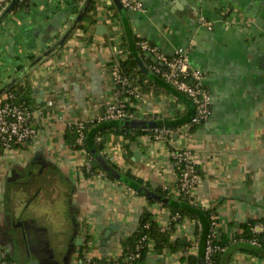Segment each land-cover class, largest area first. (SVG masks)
<instances>
[{"label": "crops", "instance_id": "crops-1", "mask_svg": "<svg viewBox=\"0 0 264 264\" xmlns=\"http://www.w3.org/2000/svg\"><path fill=\"white\" fill-rule=\"evenodd\" d=\"M140 1L143 9L132 11L114 0H30L0 20V90L28 85L35 129L24 145L0 148V252L14 264H81L85 254L117 264L121 242L144 210L169 228L173 211L164 202L178 199L173 147L190 149L201 181L191 203L179 200L201 217L178 206L195 217L176 220L172 247L158 252L151 244L143 264H198L208 231L204 211L215 215L224 240L217 264H264L240 237L250 220L264 222V0ZM90 2L93 22L79 20L59 43ZM138 40L168 55L185 49L211 92L206 121L189 125L192 101L149 70ZM125 61L139 92L129 123L138 122L141 133L132 140L91 122L116 99L112 62L123 71ZM76 122L88 124L90 152L76 143L69 127ZM163 125L182 131L156 140L151 129ZM87 152L101 169L87 171Z\"/></svg>", "mask_w": 264, "mask_h": 264}, {"label": "built area", "instance_id": "built-area-1", "mask_svg": "<svg viewBox=\"0 0 264 264\" xmlns=\"http://www.w3.org/2000/svg\"><path fill=\"white\" fill-rule=\"evenodd\" d=\"M10 0H0V9L3 8ZM30 0H23L28 3ZM81 2L82 0H78ZM123 8L132 11L143 9L140 0H119ZM201 22L204 20L201 19ZM207 28H211L206 24ZM139 51L149 58V70L157 74L165 83L169 84L175 90L185 94L193 103L194 111L189 119V125L200 124L206 121L211 113V92L202 85V72L194 69L189 64V60L184 48L179 47L171 55L161 52L155 45H152L146 40H138L136 42ZM111 80L115 87L116 99L106 105L101 112L91 122H106V121H121L125 118L137 117L134 108L133 100L139 98V92L134 87L129 77L123 73L120 64L112 62L111 65ZM33 115L29 106L22 103H16L11 93L3 92L0 95V148L8 150L14 146L24 145L29 141L35 132L32 122ZM86 122H76L69 124L76 134V143L83 145L85 141ZM152 130V136L159 141H167L168 136L179 134L182 128L179 126H160ZM170 158L173 161L175 187L177 198H185L189 200L192 189L201 181V177L192 158L190 149L188 148H170L168 149ZM87 160L85 167L90 171L91 162L89 153L87 152ZM100 175L103 172L99 173ZM190 201V200H189ZM191 203V201L189 202ZM182 215L179 212H174L169 217V223L181 219ZM211 233L206 241V246L203 255V264H212V254L221 250L222 246L212 242L214 237L218 238L216 231V217L213 213L210 215ZM168 223V224H169ZM148 224H145V227ZM163 227V226H161ZM252 232L257 233L264 231V222L260 221L250 226ZM253 244L256 241H252ZM150 246L151 240L142 236L136 245V251L129 254L127 257L128 264H133L132 261L139 256V250L144 245ZM193 249L197 247V239L192 242ZM96 259L83 255L81 264H96ZM0 264H14L9 260L7 255L0 252Z\"/></svg>", "mask_w": 264, "mask_h": 264}, {"label": "trees", "instance_id": "trees-1", "mask_svg": "<svg viewBox=\"0 0 264 264\" xmlns=\"http://www.w3.org/2000/svg\"><path fill=\"white\" fill-rule=\"evenodd\" d=\"M74 1H76V0H74ZM23 4H24L23 0H17L13 8L15 9L16 7L21 6ZM91 9H93L92 2H90L86 6L85 11H84L85 13H82V15L80 17V21L89 20L90 22H93V19L89 18L86 14ZM126 64L127 63L125 61L122 65L123 66V72L129 78H131L132 75L130 73L131 72L130 69H131L132 65H126ZM4 92L11 93L13 95V99L16 103H22V104L29 106L31 108L30 91H29V87L27 84H18V83L14 84L13 86L5 89ZM130 119L131 118H125L124 120H121L112 126H110L108 124L109 123V121H108V122H105L104 125H102L101 127L97 128L95 130L102 131L103 129L105 130L108 128L112 132H114L115 134H122L125 137H127L128 139L132 140L135 135L141 133V128H139L138 124H136V123H138L136 121L134 124H130L129 122L132 121ZM96 132L97 131H95L93 135H95ZM130 132H131V134H130ZM93 146L97 150H100V148H101L99 144H96V142H93ZM84 147L86 148V150L88 152H90V147L87 145V142H84ZM91 160H92V162H91L90 172H94L98 168L101 169V167L94 161L93 157ZM107 175L110 178H113V176L110 175L109 173H107ZM138 185H139V183H138ZM137 186H133V188L136 191H138ZM156 191H158V190H156ZM181 199H183V198H181ZM147 200H148V202L153 203L155 201V198L147 197ZM178 202H180L179 198L175 199V200L168 198V200L165 201L164 204L171 207L173 213L177 211L182 216L187 215L190 217H195L194 215L184 211L183 209H179ZM203 213L205 214V216L208 220V231H207V236H206V241H207L209 238L208 235L211 233V220H210L211 212L204 211ZM260 221L250 220L249 222L244 224L243 225V231H242V234L240 235V237L242 238V240H244L247 244H249L253 248L254 253H256L257 255H264V231H259L257 233H254L250 229V226H252V225H254ZM145 224H148V225L145 227ZM174 225H175V221L171 222L169 228H161L156 223V221L153 219L151 213L147 210H144L139 216V221H138L136 230L131 235H129L127 238L122 240V242H121L122 254L119 257L117 264H128L127 257L129 256V254L134 253L136 251V245L138 243V240L142 236H145L146 239L152 241V243H153L152 248L155 251L159 252L165 247H172V243L170 241V233L172 232ZM253 240L256 241V243L253 244V242H252ZM212 242L219 244L220 246L224 245V243H223L224 240L222 238L214 237L212 239ZM148 247L149 246L145 244L144 247L139 250V256L132 261L133 264H143L144 257L146 255L148 249H149ZM220 255H221V250H218L214 254H212V264L218 263V257ZM191 262L195 264L194 259H191ZM96 264H105V263H104V261L97 260Z\"/></svg>", "mask_w": 264, "mask_h": 264}, {"label": "water", "instance_id": "water-1", "mask_svg": "<svg viewBox=\"0 0 264 264\" xmlns=\"http://www.w3.org/2000/svg\"><path fill=\"white\" fill-rule=\"evenodd\" d=\"M16 1H17V0H10V1L6 4V6H5V7L1 10V12H0V20H1V19H2V18H3V17H4L9 11L12 10V8L14 7ZM114 3H115L116 5H118V4H119V0H114ZM81 15H82V11H80V13H79V15L77 16L76 21L73 23V25H72V26H71V27L65 32V34L62 36V38L59 40V43H62V42H64V41L66 40V38L68 37V35L70 34V32L74 29L75 24L80 20ZM52 49H54V48H50L48 51H46L45 53H43L42 55H40L36 60L39 61L40 59H42L43 56L47 55ZM7 88H8V87H5V88L1 89V90H0V94L3 93V92L5 91V89H7ZM113 122L118 123L119 121H114V120H113V121H111L110 123L112 124ZM142 125H143V124H142ZM91 152H92V154L95 156V158L97 159V161L100 162V163L102 164V166L105 168V170L109 171V170H110V167L107 166V165L104 163L103 159H102L100 156H98L97 154H95V153H96V152H95V149H92ZM140 190H143V191H144V194L149 195V192H148L145 188H142V189H140ZM150 195H151V194H150ZM178 206L181 207V208H184V209H186V210H188V211H190V212H193V213H195V214H197L198 216L201 217V215L199 214L198 210H196L195 208H193V206H191V205H185V204H182V203L178 202ZM203 263H204V262H203V259H201V260L199 261L198 264H203ZM22 264H38V263H37L35 260L27 259V260H26L24 263H22Z\"/></svg>", "mask_w": 264, "mask_h": 264}]
</instances>
